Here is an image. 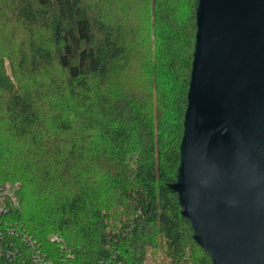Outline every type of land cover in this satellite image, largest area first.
<instances>
[{"label":"trees","instance_id":"obj_1","mask_svg":"<svg viewBox=\"0 0 264 264\" xmlns=\"http://www.w3.org/2000/svg\"><path fill=\"white\" fill-rule=\"evenodd\" d=\"M196 5L0 0V264H213L170 187Z\"/></svg>","mask_w":264,"mask_h":264},{"label":"water","instance_id":"obj_2","mask_svg":"<svg viewBox=\"0 0 264 264\" xmlns=\"http://www.w3.org/2000/svg\"><path fill=\"white\" fill-rule=\"evenodd\" d=\"M176 182L213 264H264V0H197Z\"/></svg>","mask_w":264,"mask_h":264},{"label":"built area","instance_id":"obj_3","mask_svg":"<svg viewBox=\"0 0 264 264\" xmlns=\"http://www.w3.org/2000/svg\"><path fill=\"white\" fill-rule=\"evenodd\" d=\"M19 188L20 185L14 181L0 183V214H4L7 211L11 210L12 207L17 206L18 198L16 196V192L18 191ZM0 232L2 233L1 230ZM1 249H2V241L0 239V252H2Z\"/></svg>","mask_w":264,"mask_h":264},{"label":"rangeland","instance_id":"obj_4","mask_svg":"<svg viewBox=\"0 0 264 264\" xmlns=\"http://www.w3.org/2000/svg\"><path fill=\"white\" fill-rule=\"evenodd\" d=\"M177 26H179L180 27V25L179 24H177ZM137 53H138V51H137ZM143 55V54H142ZM137 56L140 58V60H141V53H138L137 54ZM12 182H13V180H11ZM11 181H4V182H11ZM14 182H16L17 184H19L20 185V187H21V184H20V182L18 181V180H15ZM0 183H3V182H0ZM19 190V189H18ZM18 192V191H17ZM17 192H16V196H17ZM5 193V192H4ZM11 193V192H10ZM18 201H19V198H18ZM18 205V204H17ZM16 207V206H15ZM33 244H34V242H33Z\"/></svg>","mask_w":264,"mask_h":264}]
</instances>
